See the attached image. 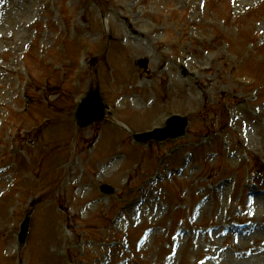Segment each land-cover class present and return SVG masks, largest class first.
Masks as SVG:
<instances>
[{"label":"rangeland","instance_id":"1","mask_svg":"<svg viewBox=\"0 0 264 264\" xmlns=\"http://www.w3.org/2000/svg\"><path fill=\"white\" fill-rule=\"evenodd\" d=\"M97 82L106 118L78 127ZM172 114L183 137L134 142ZM262 202L264 0H0V264H264Z\"/></svg>","mask_w":264,"mask_h":264},{"label":"bare ground","instance_id":"2","mask_svg":"<svg viewBox=\"0 0 264 264\" xmlns=\"http://www.w3.org/2000/svg\"><path fill=\"white\" fill-rule=\"evenodd\" d=\"M117 18H118V21H120V23L122 24V26H124V27H127V28H129V27H131V25H129V21L127 20V18L125 17V15H121V14H117ZM105 23H106V25L108 24V20H105ZM126 28V29H127ZM118 31H120L121 30V28H120V25H117V28H116ZM135 29V28H134ZM133 30V29H132ZM135 31H137V29H135ZM134 34H136V35H140V34H137V33H134ZM125 36H126V38H127V40H130L131 42H129V44H128V46L131 48V51L132 52H134L135 51V46H138V44H141L140 42H142L141 41V37L142 36H134V35H127V32H125ZM163 55H165V52H164V50H161L160 51V57H163ZM165 58V60L164 61H162V60H160V61H158L157 63H155L154 64V66H155V69L160 73V74H162L163 72H165V71H167L168 69H166V63H168L169 61H170V59L168 58V57H164ZM202 61H204V59L202 60ZM133 80L135 79L133 76L131 77ZM191 79H192V81H193V85H194V87L195 88H199L200 89V91L202 92V95H203V98H207V96H208V94L209 93H207L205 90H203V89H205L204 87H203V85H206V83H204V84H202L201 85V83H200V79H199V77H198V75L196 74V73H192V75H191V77H190ZM179 83V80H178V78L175 76V74H173V73H170L169 74V77H168V81L166 82V85L167 86H171V85H174V84H178ZM208 85H210L209 83H208ZM203 88V89H202ZM127 100H129V102L132 104V106L134 107V108H136V107H141V105H139L140 103H147L148 101H146V100H144V99H142L141 98V95L140 94H135V93H132L131 95H130V97H128L127 98ZM148 100H150V99H148ZM152 102V101H151ZM151 102H149L148 103V105H151ZM232 118H234V119H236V120H234L233 122H235V123H237V121L238 120H241V123H240V126H242V125H245V127H247L248 129H249V126H254V125H256V124H253V122H251V121H249V120H247L245 117H232ZM250 137H251V139H252V146H254V144L256 143V132L255 131H251V133H250ZM247 142L249 143L250 141L248 140V138H247ZM251 144H248L247 146H250ZM238 158V156H234V159L236 160ZM117 160V159H116ZM103 167H104V169H105V172L106 173H109V172H114V171H118V169H119V164H115V163H112V161H109L108 163H106V164H104L103 165ZM183 167H184V165H183ZM104 172V171H103ZM227 185H224V183L223 182H221V183H219L218 184V189L217 190H219V192H221V196H223L224 194H223V192H224V187H226ZM220 194V193H219ZM256 197H258L257 195H255L253 192H249L248 193V201L249 202H253V201H256ZM142 201V199L139 201V203ZM137 205V203L136 204H134V206H136ZM205 205H202V207H204ZM223 206H224V203H223ZM157 207H159V208H162V206H159V205H155V208L157 209ZM262 208H264V203L262 202V203H260L259 205H258V209L260 210V209H262ZM255 215H256V213H255ZM129 217H130V219H131V221L133 222V224H135L136 222H137V218H138V213H131L130 215H129ZM118 219H116L115 221H117ZM219 222V221H218ZM254 225V230H255V225L256 224H253ZM220 226H215V227H213V229H211L210 230V234H212V232H214V235L216 236V235H218V234H220L221 232L223 233V232H225V230H224V228L223 227H221V228H219ZM182 232V230H178V233H181ZM187 235H190V234H193V235H198V232H187L186 233ZM192 235V236H193ZM175 240L176 241H178V237H175ZM264 243V239L262 240V244ZM210 244H211V246L209 247L210 249L211 248H214L215 246H216V242L214 241V240H210ZM168 262L169 261H167V260H164L163 262H161L160 264H168Z\"/></svg>","mask_w":264,"mask_h":264},{"label":"water","instance_id":"3","mask_svg":"<svg viewBox=\"0 0 264 264\" xmlns=\"http://www.w3.org/2000/svg\"><path fill=\"white\" fill-rule=\"evenodd\" d=\"M147 61L139 59L138 64L146 67ZM105 114V105L103 104L98 90L94 89L82 99L76 110V119L80 126H85L93 121L100 120ZM187 119L182 116H171L166 120V125L162 128H156L150 132L135 134L137 141L146 142L149 139L164 140L166 138H176L184 135ZM101 190L105 193H111L113 189L108 185H102ZM29 225V217L26 216L21 223L18 240L24 242Z\"/></svg>","mask_w":264,"mask_h":264}]
</instances>
